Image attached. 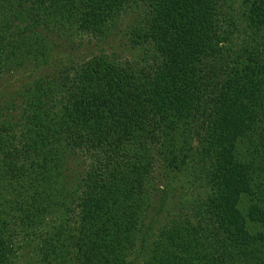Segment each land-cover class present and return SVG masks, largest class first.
<instances>
[{"label": "trees", "instance_id": "obj_1", "mask_svg": "<svg viewBox=\"0 0 264 264\" xmlns=\"http://www.w3.org/2000/svg\"><path fill=\"white\" fill-rule=\"evenodd\" d=\"M29 71L0 264H264V0H0V82Z\"/></svg>", "mask_w": 264, "mask_h": 264}, {"label": "rangeland", "instance_id": "obj_2", "mask_svg": "<svg viewBox=\"0 0 264 264\" xmlns=\"http://www.w3.org/2000/svg\"><path fill=\"white\" fill-rule=\"evenodd\" d=\"M124 41H122L121 39H114V41L110 44H105L104 45H99L96 42H91L90 44H87L84 48H82L80 52H78L76 55H70L68 52H66V50L64 49H59V53L53 58V60H57V58L60 59H67V58H81L85 55H87L88 53H92L95 52L99 49H102L103 52L107 53V54H117V55H123V50H124ZM29 75V76H28ZM40 73L39 72H34V71H29L28 73L25 74H21V76H12L10 78H5L0 82V93L8 90V89H17L19 88L20 84H23L24 82H26L25 80H27V77H30L31 79L35 76H39ZM19 77V78H18ZM16 79V80H15ZM165 170L162 167H159L158 169V181L159 184L161 183L162 185H160V188L164 191V193H167V195L169 194L168 192L175 193L174 197L178 198L181 190L179 185H174V188H170L168 187V179L166 178V176H164ZM172 173V172H171ZM173 176L177 175V173H172ZM172 200V199H171Z\"/></svg>", "mask_w": 264, "mask_h": 264}]
</instances>
